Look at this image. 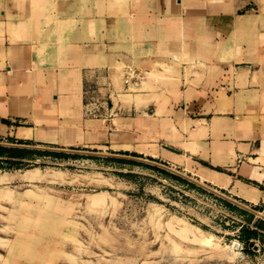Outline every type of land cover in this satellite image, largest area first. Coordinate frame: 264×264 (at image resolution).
I'll use <instances>...</instances> for the list:
<instances>
[{
    "label": "crops",
    "instance_id": "0c3cea01",
    "mask_svg": "<svg viewBox=\"0 0 264 264\" xmlns=\"http://www.w3.org/2000/svg\"><path fill=\"white\" fill-rule=\"evenodd\" d=\"M56 2L58 22L49 23ZM117 61L181 70L180 109H156L171 124L155 110L96 108L95 96L108 103L115 91ZM2 118L21 123L16 137L60 150L107 149L125 136L110 147L264 214V0H0V134L9 128ZM151 119L155 135L139 142Z\"/></svg>",
    "mask_w": 264,
    "mask_h": 264
},
{
    "label": "rangeland",
    "instance_id": "374dc122",
    "mask_svg": "<svg viewBox=\"0 0 264 264\" xmlns=\"http://www.w3.org/2000/svg\"><path fill=\"white\" fill-rule=\"evenodd\" d=\"M56 3L49 23L58 22ZM164 65L141 70L114 62L109 82L115 91L108 103L107 97L95 96L96 108H126L133 117L155 110V117L171 124L156 109H180L184 87L181 70ZM151 120L147 134L137 136L139 142L155 135ZM1 121L9 128L0 134V143L50 149L3 145L29 151L0 156V177L8 178L0 182V264H264V230L256 225L261 216L235 204L240 210L232 211L222 197L151 163L155 160L149 156L150 162L141 161L134 158H145L142 154L110 147L126 141L125 136L107 149L71 147L92 154L66 152L52 150L60 144L36 146L33 139L18 138L12 132L21 123ZM34 169L42 176L26 179ZM99 194L103 199L95 202ZM174 218L178 224L169 226ZM185 225L193 226L195 234L185 235L180 230ZM243 228L261 237L245 242L239 237Z\"/></svg>",
    "mask_w": 264,
    "mask_h": 264
},
{
    "label": "water",
    "instance_id": "95a60500",
    "mask_svg": "<svg viewBox=\"0 0 264 264\" xmlns=\"http://www.w3.org/2000/svg\"><path fill=\"white\" fill-rule=\"evenodd\" d=\"M0 145H6V146H19V147H27V148H39V149H50V148H41V147H32V146L13 145V144H5V143H0ZM52 150H60V149H52ZM60 151L76 152V151H71V150H60ZM102 155H108V154H102ZM129 158H131V157H129ZM134 159H137V160H141V161H143L142 159H139V158H134ZM151 163L156 164V163H154V162H151ZM157 165H159V166H161V167H163V168H165V169H167V170H169V171H171V172H173V173H175V174H178V175H180V176H182V177H184V178H186V179H188L190 182H193V183H195L196 185L201 186L202 188H204V189H206V190H208V191H210V192H212V193H214V194H216V195H218V196H220V197H222V198H224V199L230 201L231 203H233V204H235V205H237V206H239V207H241V208H243V209H245V210H248V211H250V212H252V213H255V214L261 216V218L264 220V214H259L258 212H255L254 210L250 209V208L247 207L246 205H243L242 203H239V202H237L236 200H233V199H231V198L225 196L224 194L220 193L219 191H217V190H215V189H213V188H211V187H209V186H206V185H204V184H202V183H200V182L194 180L193 178H191V177H189V176H187V175H185V174H182V173L179 172V171H176V170L171 169V168H169V167H167V166H164V165H160V164H157Z\"/></svg>",
    "mask_w": 264,
    "mask_h": 264
},
{
    "label": "trees",
    "instance_id": "16d2710c",
    "mask_svg": "<svg viewBox=\"0 0 264 264\" xmlns=\"http://www.w3.org/2000/svg\"><path fill=\"white\" fill-rule=\"evenodd\" d=\"M29 150H25V149H18V148H13V147H5L3 145H0V156L2 155H8V156H11L12 154H14L15 152L16 153H27ZM34 153H37V154H45L47 152H42V151H33ZM226 205L227 207H229V209H239L237 206L231 204L230 202L226 201ZM232 210V211H233ZM240 210V209H239ZM257 227L259 229H263L264 230V220L263 219H259L257 220V223H256ZM242 236H239L241 237V239L245 240V242L247 241H250V238H260L261 235L256 232V231H252V232H248L246 230V228H243V231H242ZM250 235H252L251 237H249Z\"/></svg>",
    "mask_w": 264,
    "mask_h": 264
},
{
    "label": "bare ground",
    "instance_id": "6f19581e",
    "mask_svg": "<svg viewBox=\"0 0 264 264\" xmlns=\"http://www.w3.org/2000/svg\"><path fill=\"white\" fill-rule=\"evenodd\" d=\"M155 155V154H154ZM205 173V172H204ZM53 175V174H52ZM40 176H42V173H40V171L38 170V169H34V170H29L27 173H26V175H24V177L26 178V179H29V180H31V179H34V178H38V177H40ZM58 176H59V174H58ZM55 177V176H54ZM56 177H57V175H56ZM60 177V176H59ZM201 177H202V179L204 180V179H206L207 178V174H203L202 173V175H201ZM215 177H216V182H219V183H221L218 179L221 177V175H218V174H215ZM62 179V178H61ZM8 180V178L7 177H5V176H2V177H0V182H4V181H7ZM11 180V179H10ZM49 181V180H48ZM101 199H103V195H101V194H99V195H95L94 196V201L95 202H99V200H101ZM154 213V212H153ZM175 223H177L178 224V219H176V218H174V219H171L170 221H169V226H173ZM184 225V224H183ZM181 228V227H180ZM194 227L193 226H191V225H185L184 227H182L180 230L185 234V235H189V234H195V230L193 229ZM198 230V232H200V233H203V231L202 230H200V229H197ZM202 236V235H201ZM236 247H238V246H236Z\"/></svg>",
    "mask_w": 264,
    "mask_h": 264
}]
</instances>
